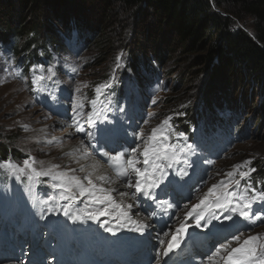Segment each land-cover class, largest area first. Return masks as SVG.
Returning <instances> with one entry per match:
<instances>
[{
    "label": "rangeland",
    "instance_id": "1",
    "mask_svg": "<svg viewBox=\"0 0 264 264\" xmlns=\"http://www.w3.org/2000/svg\"><path fill=\"white\" fill-rule=\"evenodd\" d=\"M68 13L69 35L51 17L45 19L40 35L64 39L63 49L47 42L36 51L18 53L0 42V147L7 149L5 156L0 155V218L7 202L14 203L16 219L23 216L18 207L34 183L31 200L37 217L64 206L89 219L108 215L107 205L95 206L96 197L85 196L87 202L76 206L73 197L67 199L69 195L84 199V191L62 154L63 147L80 138L86 147L92 146L98 124H107L110 134L113 125L125 131L119 139L128 141L125 125H129L134 130L132 150L149 183L170 192H178L179 186L185 190L173 207V222L161 227L162 234L183 221L184 211L201 203L200 208L214 210L215 225L228 224L224 231L235 226L228 236L206 237L205 255H213L210 261L219 256L216 264L227 257L235 264H264V91L260 83L211 85L205 71L193 70L192 57L178 46L160 65L153 57L157 53L152 45L154 27L147 20L139 24L132 12L115 8L113 21L91 45L78 36L74 20L78 13ZM246 20L248 25L253 22V18ZM93 21L94 17L89 19ZM176 43L168 35L162 50ZM133 51L140 56L137 71ZM144 55L148 64H154L150 71L141 68ZM181 77L187 79L185 83L178 82ZM215 94L228 102L227 108H208L207 99ZM216 124L241 127L226 131ZM117 153L112 150L110 156ZM142 153L146 156L141 160ZM167 168L171 169L166 172ZM164 210L158 207L159 212ZM204 228L216 227L205 223Z\"/></svg>",
    "mask_w": 264,
    "mask_h": 264
},
{
    "label": "bare ground",
    "instance_id": "2",
    "mask_svg": "<svg viewBox=\"0 0 264 264\" xmlns=\"http://www.w3.org/2000/svg\"><path fill=\"white\" fill-rule=\"evenodd\" d=\"M114 127L109 129L110 134L107 124H98L104 132L97 135V147L93 149L90 145L86 147L80 138L73 143L67 141L62 152L69 166L74 168L71 172L79 178L76 180L79 189L84 191V199L75 195L67 199L73 197L71 201L76 206L87 202L85 196L96 197L95 206L107 205L108 215L89 219L74 208L64 206L61 211L52 209L44 217H37L31 200L35 197L36 184H31L18 207L20 216L23 214L20 219H16L18 211L13 202H7L2 211L0 264H170L168 259L175 249H179L175 264L220 262L219 256L210 261L213 255H205L206 237L210 234L228 236L235 226L233 230L224 231L228 224L215 225L212 222L214 210L200 208V203L183 210V221L180 217L182 222H176L162 234L159 227L173 222V207L179 204L178 195H184L185 190L179 186L178 192L170 193L164 186L149 183L145 169L136 159V151L132 150L130 136L134 130L125 125L129 138L124 141L119 138L126 132ZM112 150L118 152L115 157L110 156ZM145 156L142 153L139 158L142 160ZM159 206L165 210L159 212ZM205 223H212L216 228L206 229ZM223 264L235 262L227 257Z\"/></svg>",
    "mask_w": 264,
    "mask_h": 264
},
{
    "label": "trees",
    "instance_id": "3",
    "mask_svg": "<svg viewBox=\"0 0 264 264\" xmlns=\"http://www.w3.org/2000/svg\"><path fill=\"white\" fill-rule=\"evenodd\" d=\"M115 8L132 12L139 24L144 20L151 23L156 31L152 45L157 53L153 57L160 65L178 46L192 57L193 70L205 71L211 85L236 86L251 80L260 83L264 91V0H0V42L18 53L33 52L36 47H45L47 42L63 49L64 39L48 33L45 37L40 35L48 17L56 19L69 35L70 10L78 13L74 20L79 38L91 45L113 21ZM93 17L92 24L89 19ZM246 18H253V22L248 25ZM23 35L27 40H23ZM168 35L177 43L164 51L161 43ZM134 51L132 64L137 71L140 56ZM145 55L141 68L144 65L150 71L154 64H148L149 58ZM178 80L185 83L187 79ZM207 105L227 108L228 102L215 94L207 99ZM235 119L232 116V121ZM234 125L236 130L241 127L237 124L213 126L230 131ZM6 150L0 147V155L5 156Z\"/></svg>",
    "mask_w": 264,
    "mask_h": 264
}]
</instances>
